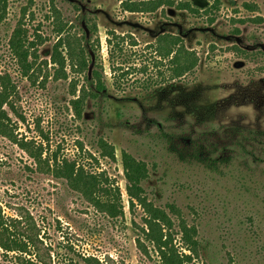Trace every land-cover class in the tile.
Returning a JSON list of instances; mask_svg holds the SVG:
<instances>
[{"label":"rangeland","instance_id":"obj_1","mask_svg":"<svg viewBox=\"0 0 264 264\" xmlns=\"http://www.w3.org/2000/svg\"><path fill=\"white\" fill-rule=\"evenodd\" d=\"M53 1L66 30L81 35L84 14L96 23L90 44L99 37L100 48L84 72L67 65V79L53 78L52 0L9 1L0 24V77L13 87L0 107V221L13 235L0 238V264H55V244L64 237L77 253L111 264H160L136 245L145 214L131 208L123 150L147 163L149 199L168 212L175 205L196 225L201 255L194 264H264V0H163L154 10L138 6L148 0ZM24 7L36 15L30 31L38 25L44 38L29 77L11 69L8 47ZM112 32L126 37L121 54L109 52ZM164 34L197 54L181 78L164 81L170 57L150 48ZM95 69L107 91L89 98L79 118L72 84L79 94ZM149 75L155 82L147 88L141 79ZM4 88L0 78V93ZM100 138L114 146L116 160L100 156ZM54 150L106 171L121 188L124 216L97 211L55 179ZM87 151L98 160L82 157Z\"/></svg>","mask_w":264,"mask_h":264},{"label":"trees","instance_id":"obj_2","mask_svg":"<svg viewBox=\"0 0 264 264\" xmlns=\"http://www.w3.org/2000/svg\"><path fill=\"white\" fill-rule=\"evenodd\" d=\"M9 1L0 0V24L5 21L8 15ZM143 2L146 1H141L138 6H148L149 9L153 10L164 4L163 0H148L147 2L149 3ZM135 8L131 7V10L135 11ZM185 8L195 10L189 4H185ZM51 14L55 19L53 30L57 35V40L53 44L50 54V63L54 68L52 76L55 79H67V65L72 66L78 72H84L89 64L96 62V57L92 50L95 51L96 47V50H99L100 40L97 37L94 40L95 42L92 41L90 44L89 35L97 33V24L89 25L86 15H82L80 19L82 34L79 35L75 31L66 30V24L60 21V12L53 0ZM35 16L33 11H29V7H24L8 40L10 67L16 74L24 77H29L36 68L40 59L37 48L44 39L39 33L40 26L37 25L32 32L29 29L30 22L36 20ZM110 34L113 37L111 36L108 39V46L111 47L109 52L112 55L116 51L121 54L124 50L125 35H116L113 32ZM114 36L117 42L113 41L112 38ZM132 45H137V42L133 41ZM150 48H155V53H158L163 58L170 57L167 68L170 75L165 77L166 80L164 79V81L181 78L193 71L197 65V54L187 49L175 35L164 34L160 36L159 42L156 45H151ZM139 70L140 72H147L148 67L145 66ZM160 72L165 74L162 71ZM120 76L126 75L123 73ZM0 78L1 83L5 84L4 91L0 93L1 107L2 104L7 103L13 87L6 85L8 80H10L6 75ZM122 78H119V80ZM152 78L154 77L149 75L147 78L141 79L143 86L147 88L153 86L155 81ZM86 79L88 84L81 87L79 94H77V84H72L74 98L70 102L75 115L79 118L83 117L84 105L89 98H99L104 96L107 91L102 71L95 69L91 78L87 75ZM98 145L101 157L113 161L116 160L113 145L102 138L99 139ZM79 149L82 152L83 145H80ZM81 156L86 159L91 156L98 160L89 151ZM121 159L131 208L134 209L139 206L145 214L143 225H138L139 229L136 230L135 241L139 251L144 256L157 260L160 264H194V259L201 255V242L198 239L196 225H190L175 205L169 204L167 206L169 212L175 215L172 217L165 208L155 205L149 199L143 186L144 181L149 176L148 165L145 161L135 158L125 150L122 151ZM51 173L55 179L64 180L72 190L80 193L97 211L103 212L111 218L124 216L121 188L106 171H90L81 159L70 160L67 157L61 158L58 152L54 150L51 154ZM175 218L178 222L175 221ZM0 228L2 229L0 238L8 237L10 233L13 235L8 222L0 221ZM57 228L60 229L61 225H58ZM64 238L58 240L55 244V264H111L94 255L77 253L74 243L70 239ZM179 244H182L183 250L180 249ZM61 249H65V251H61Z\"/></svg>","mask_w":264,"mask_h":264}]
</instances>
